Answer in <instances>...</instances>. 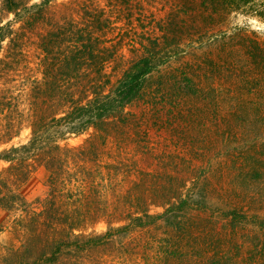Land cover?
Wrapping results in <instances>:
<instances>
[{
  "label": "rangeland",
  "instance_id": "1",
  "mask_svg": "<svg viewBox=\"0 0 264 264\" xmlns=\"http://www.w3.org/2000/svg\"><path fill=\"white\" fill-rule=\"evenodd\" d=\"M1 2L0 26L19 27ZM255 3L249 10L227 0H53L46 21L23 42V56L0 72V132L10 118L22 119L19 134L0 144L4 150L31 140L35 117L63 115L70 100L84 104L94 92L112 93L128 68L149 54L158 63L139 97L108 120L106 131L90 127L60 140L64 148L93 144L89 159L77 163L89 172L77 175L83 181H72L71 192L97 200V217L84 229L92 235L125 224L142 208L161 214L180 198L193 202L175 224L161 220L64 264H264L258 226L264 218V67L258 55L264 18L255 11H264V0ZM59 25L96 35L104 48L98 73L57 65L71 39L59 44L49 67L44 64L41 37ZM9 49L6 40L0 60ZM10 165L1 161L0 173L27 203L18 201L17 209L0 203V264H12L28 237L20 220L39 212L37 200L50 191L40 163L22 182L7 171Z\"/></svg>",
  "mask_w": 264,
  "mask_h": 264
},
{
  "label": "trees",
  "instance_id": "2",
  "mask_svg": "<svg viewBox=\"0 0 264 264\" xmlns=\"http://www.w3.org/2000/svg\"><path fill=\"white\" fill-rule=\"evenodd\" d=\"M52 1L43 0L40 3L31 4L27 0H2L3 10L14 15L13 22L19 24V27L14 28L12 22L0 26V52L6 40L10 46L8 54L0 60L1 73L7 72L11 63L19 61L23 56L21 48L23 42L37 24L46 21ZM227 1L230 4H236V7L249 10L259 6L255 3L256 0ZM255 11L258 16L264 18V11L259 8ZM63 28L59 25L55 30L41 37L40 45L44 53V64L49 67L53 63L52 56L58 57V50L61 51L57 49L59 44H63L66 39H71L70 43L73 46L60 54V58H56L59 62L57 65H66L65 68L72 69L76 73H83L90 69L98 73L97 64L103 55L104 48L97 45L96 35L86 30L78 29L74 33L72 29ZM55 31L59 32L57 36L53 35ZM152 55L149 54L134 62L119 80L112 93L94 92V97L84 104L70 100L69 110L63 115L35 117L30 124L32 138L27 144L0 150V162L11 164L7 171H12L14 173L12 175L19 182L27 176V169L36 163L43 165L49 172L48 197L37 200L40 204L43 203L42 209L39 212L32 211L29 217L20 220L21 225L28 231V237L20 249L13 252L12 264L78 262L84 253L114 246L112 244L115 243L116 238L126 237L137 229L156 226L161 220L168 225L175 224L179 219V214L191 206L193 199L189 197L180 198L177 204L172 203L161 214H151L149 210L142 208L140 212L126 216L125 224L119 227H109L102 234L92 235L84 229L97 217V213L93 211L97 200L85 191L71 192L72 181H83V178L77 175L82 171L84 175L89 172L77 163L89 159L93 152V144L91 140L79 149L64 148L60 145V140L68 134H80L90 127L98 132L106 131L108 120L112 116H117L139 97L147 78L157 68L158 63ZM258 55L261 58V66L264 67V47L258 50ZM21 125L22 119L10 118L5 130L0 132V144L17 136ZM73 172L76 174L73 175ZM18 201L22 204L27 203L19 194L10 189L8 180L0 173V203L7 209H17L15 203ZM231 214L236 215L235 212ZM258 226L264 230V218L259 220Z\"/></svg>",
  "mask_w": 264,
  "mask_h": 264
}]
</instances>
